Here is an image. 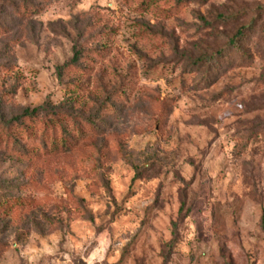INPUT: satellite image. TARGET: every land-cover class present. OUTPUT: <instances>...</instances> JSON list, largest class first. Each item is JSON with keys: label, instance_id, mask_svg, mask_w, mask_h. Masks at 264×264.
Returning <instances> with one entry per match:
<instances>
[{"label": "rangeland", "instance_id": "1", "mask_svg": "<svg viewBox=\"0 0 264 264\" xmlns=\"http://www.w3.org/2000/svg\"><path fill=\"white\" fill-rule=\"evenodd\" d=\"M0 264H264V0H0Z\"/></svg>", "mask_w": 264, "mask_h": 264}, {"label": "trees", "instance_id": "2", "mask_svg": "<svg viewBox=\"0 0 264 264\" xmlns=\"http://www.w3.org/2000/svg\"><path fill=\"white\" fill-rule=\"evenodd\" d=\"M242 32H243V29L239 30L234 35V37L227 42V46L224 50L219 51L215 55L214 58L213 57L208 58L207 61L216 63L217 62L216 58L223 57L226 53L229 52V50L235 48L236 45L238 44V41L243 36ZM63 116L64 115H62L58 112H55L51 109H48L47 106L45 104H43V105H40V106H38L32 110L26 109L22 113L20 118L18 120H16V122H18L19 120H27V121L37 122L38 120H40L44 124L45 129H52L55 125L60 127V123H61V120L63 119ZM54 135H55V133H54V131H52L51 137H49V138L46 137V139L43 140L44 143L46 144V148L50 149V145H51V149L53 151H55L57 149V144H58V141L55 139Z\"/></svg>", "mask_w": 264, "mask_h": 264}]
</instances>
